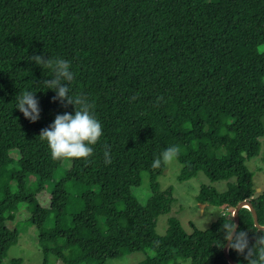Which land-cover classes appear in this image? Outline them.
<instances>
[{
  "label": "trees",
  "instance_id": "1",
  "mask_svg": "<svg viewBox=\"0 0 264 264\" xmlns=\"http://www.w3.org/2000/svg\"><path fill=\"white\" fill-rule=\"evenodd\" d=\"M47 53L71 63L70 88L90 98L102 125L86 160L53 159L39 137L56 115L73 111L42 92L38 83L48 73L27 60ZM26 89L39 90L35 123L13 109L15 94ZM263 120L264 0H0V153L7 154L0 161V175L7 170L0 183V264L20 206L43 256L61 264H106L146 251L152 256L140 264H228L221 223H233L235 207L250 202L264 227V190L255 192L246 166L264 145ZM170 146L179 149L180 182L202 173L227 183L222 194L202 188L196 202L223 214L191 237L175 218L164 236L156 234L157 218L170 212L174 198L157 182L167 160L153 161ZM92 172L97 182L79 180ZM142 173L149 176L145 207L132 194ZM47 184L44 208L39 198ZM238 216L237 231L251 247L264 231L248 209ZM228 254L246 264L245 254Z\"/></svg>",
  "mask_w": 264,
  "mask_h": 264
},
{
  "label": "clouds",
  "instance_id": "2",
  "mask_svg": "<svg viewBox=\"0 0 264 264\" xmlns=\"http://www.w3.org/2000/svg\"><path fill=\"white\" fill-rule=\"evenodd\" d=\"M27 60L39 68L41 72L48 73L47 78L42 79L38 84L43 87V91L54 93L52 100L65 106L71 105V113L64 112L56 115L52 123L41 130L39 137L46 143L51 158L62 159H84L86 160L93 153V146L102 136V125L95 117L93 104L90 98L84 93H73L70 88L71 82L75 78L72 65L68 60L52 57L47 53L44 55H33ZM36 91L26 89L14 96V107L24 119L30 123H35L40 117L39 101L36 98ZM41 92V91H40ZM136 97H130L135 100ZM179 152L177 146L165 148L160 154V158L154 160V165H158L161 160H171ZM104 164H111L109 150L103 153ZM221 231L227 247L239 254H245L246 264H264V234L259 233L255 243L249 247L247 234L235 230V225L231 219H225L221 223Z\"/></svg>",
  "mask_w": 264,
  "mask_h": 264
},
{
  "label": "rangeland",
  "instance_id": "3",
  "mask_svg": "<svg viewBox=\"0 0 264 264\" xmlns=\"http://www.w3.org/2000/svg\"><path fill=\"white\" fill-rule=\"evenodd\" d=\"M264 125V120H263ZM7 159L5 152L0 153V161ZM246 166L252 174L253 189L256 193H261L264 190V145L259 148V155L246 163ZM25 171L30 168L24 167ZM181 165L172 158L167 160L164 173L158 178L160 190L171 188L174 201L171 204L170 212L166 215H160L157 218L156 234L164 236L166 234L169 218L177 219L186 235L191 237L193 229L203 232L209 229L210 225L216 221L222 214L223 210L211 205H200L196 202V197L199 195L203 187L213 188L217 193L222 194L227 191L226 182H211L202 173H199L195 178L188 181L180 182L178 177L181 172ZM7 170L3 168L0 175V183L7 179ZM38 173L45 178L46 173L39 170ZM81 181H95L98 176L95 173L79 176ZM232 181H230L231 183ZM51 186L46 185L45 190L41 193L39 201L42 207L46 208L49 201V192ZM133 196L139 204L146 206L150 199L149 194V176L146 173L141 174V184L138 188L132 190ZM44 196L47 199L44 201ZM29 213L26 206H20L15 211V218L8 224L9 235L7 236L8 246L6 255L3 259V264H61L54 256L45 258L40 250L37 240V231L33 225H30L27 220ZM152 253H133L123 256L116 260H108L106 264H140L147 257H151ZM175 264V263H174ZM176 264H189V261H179Z\"/></svg>",
  "mask_w": 264,
  "mask_h": 264
},
{
  "label": "water",
  "instance_id": "4",
  "mask_svg": "<svg viewBox=\"0 0 264 264\" xmlns=\"http://www.w3.org/2000/svg\"><path fill=\"white\" fill-rule=\"evenodd\" d=\"M243 208L248 209L251 212L255 228L258 229L259 231H264V227H261L258 224L256 212L254 211V209L252 208L250 202H248V201H243V202L239 203L235 207L233 213L231 214V217L233 219V224L235 225V230H237L238 227H239V216H238V214H239L240 209H243ZM228 249L229 248L227 247V241H226L224 249H223L224 258H225V260L227 261L228 264H237L236 262H234L229 257Z\"/></svg>",
  "mask_w": 264,
  "mask_h": 264
}]
</instances>
